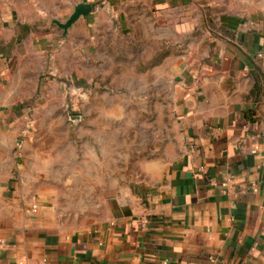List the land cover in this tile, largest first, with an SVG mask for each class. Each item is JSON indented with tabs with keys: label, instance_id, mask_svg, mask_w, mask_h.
I'll return each instance as SVG.
<instances>
[{
	"label": "crops",
	"instance_id": "0c3cea01",
	"mask_svg": "<svg viewBox=\"0 0 264 264\" xmlns=\"http://www.w3.org/2000/svg\"><path fill=\"white\" fill-rule=\"evenodd\" d=\"M208 1L148 0L149 13L186 16ZM250 1L213 0L218 34L174 76L178 153L147 162L101 219L66 227L0 131V264H264V0ZM13 13L0 6V91H19L5 76L19 46Z\"/></svg>",
	"mask_w": 264,
	"mask_h": 264
},
{
	"label": "rangeland",
	"instance_id": "374dc122",
	"mask_svg": "<svg viewBox=\"0 0 264 264\" xmlns=\"http://www.w3.org/2000/svg\"><path fill=\"white\" fill-rule=\"evenodd\" d=\"M80 2L90 14L63 35L53 21ZM208 2L168 17L149 13L148 0H0L19 25L5 73L19 91H0V131L16 141L31 191L66 227L101 219L116 189L144 179L147 162L178 153L174 76L194 64V45L218 34L222 7Z\"/></svg>",
	"mask_w": 264,
	"mask_h": 264
},
{
	"label": "water",
	"instance_id": "95a60500",
	"mask_svg": "<svg viewBox=\"0 0 264 264\" xmlns=\"http://www.w3.org/2000/svg\"><path fill=\"white\" fill-rule=\"evenodd\" d=\"M92 5L89 3L80 2L77 3L72 10V13L68 16L67 20L64 23L58 21H53L56 27L62 30L63 35L66 33V30L79 18H84L90 14Z\"/></svg>",
	"mask_w": 264,
	"mask_h": 264
},
{
	"label": "built area",
	"instance_id": "2783aa9c",
	"mask_svg": "<svg viewBox=\"0 0 264 264\" xmlns=\"http://www.w3.org/2000/svg\"><path fill=\"white\" fill-rule=\"evenodd\" d=\"M220 186L225 187L226 186V181L222 182ZM253 192H255V189H252ZM137 225L140 227H147L148 225V219L145 216L140 217L137 219Z\"/></svg>",
	"mask_w": 264,
	"mask_h": 264
}]
</instances>
